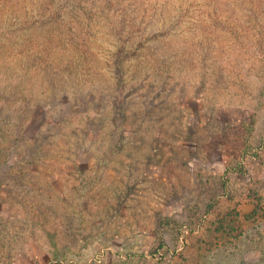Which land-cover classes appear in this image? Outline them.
<instances>
[{
  "label": "rangeland",
  "instance_id": "374dc122",
  "mask_svg": "<svg viewBox=\"0 0 264 264\" xmlns=\"http://www.w3.org/2000/svg\"><path fill=\"white\" fill-rule=\"evenodd\" d=\"M251 10L0 0V264H264Z\"/></svg>",
  "mask_w": 264,
  "mask_h": 264
},
{
  "label": "trees",
  "instance_id": "16d2710c",
  "mask_svg": "<svg viewBox=\"0 0 264 264\" xmlns=\"http://www.w3.org/2000/svg\"><path fill=\"white\" fill-rule=\"evenodd\" d=\"M240 3H243V4L245 3V5H250V8H252V10L250 11V17L254 16L253 19L255 20L256 26L263 23L264 16H258L257 14L260 12L258 9L259 5L261 6L262 10H264V0H253V1L240 0ZM257 16H258V18H257ZM142 23H145V20L142 19ZM257 28H258V30H257ZM132 29H134V27H132ZM260 29H259V27H256V30L254 31V34H253L254 36L258 37V39L260 37V34L257 31H259ZM117 35H118V33H117Z\"/></svg>",
  "mask_w": 264,
  "mask_h": 264
}]
</instances>
